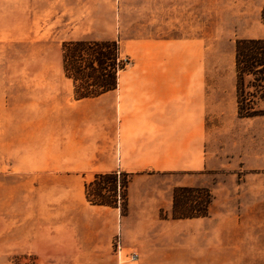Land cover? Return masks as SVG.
Returning <instances> with one entry per match:
<instances>
[{
    "label": "rangeland",
    "instance_id": "obj_1",
    "mask_svg": "<svg viewBox=\"0 0 264 264\" xmlns=\"http://www.w3.org/2000/svg\"><path fill=\"white\" fill-rule=\"evenodd\" d=\"M263 6L264 0H0V264H264V117L240 119L229 100L235 42L264 38ZM77 40L116 41L124 70L205 71L210 92L225 95L210 101L208 127L210 139L224 136L225 166L176 175L185 178L178 187L210 191L208 217L172 220L171 190L159 185L168 176L160 175L152 191L131 187L129 199L127 190L124 215L91 208L85 198L86 222L63 221L52 199L43 201L41 191L25 189L22 175L10 171L11 104L26 97L77 101L61 49ZM30 199L42 204L32 208ZM93 219L98 251L81 253Z\"/></svg>",
    "mask_w": 264,
    "mask_h": 264
},
{
    "label": "crops",
    "instance_id": "obj_2",
    "mask_svg": "<svg viewBox=\"0 0 264 264\" xmlns=\"http://www.w3.org/2000/svg\"><path fill=\"white\" fill-rule=\"evenodd\" d=\"M210 84L205 71L127 69L118 72L115 90L97 98L34 103L26 97L11 104L8 114L10 171L22 175L25 189L41 191L43 201L52 199L55 212L66 217L61 220L82 223L91 213L84 185L95 174L132 175L129 199L131 187L152 191L153 178L168 176L159 185L171 190L166 197L171 214L173 188L185 185V178L177 181L176 175L225 166L224 136L212 140L208 128L210 101L222 102L225 95L210 92ZM233 99L236 107V88L230 89ZM141 196L150 202L149 193ZM26 201L32 208L41 203ZM147 211L136 215L143 218ZM93 220L81 253L98 251Z\"/></svg>",
    "mask_w": 264,
    "mask_h": 264
},
{
    "label": "trees",
    "instance_id": "obj_3",
    "mask_svg": "<svg viewBox=\"0 0 264 264\" xmlns=\"http://www.w3.org/2000/svg\"><path fill=\"white\" fill-rule=\"evenodd\" d=\"M260 18L264 25V6ZM61 49L63 73L72 81L77 100L97 98L116 89L118 72L125 69L126 63L116 41H68L62 43ZM234 70L237 117H264V38L235 42ZM251 89L254 93H249ZM129 183L130 175L126 173L95 174L84 186L85 198L93 206L118 208L124 215ZM172 198V220L209 216L212 195L208 189L176 187Z\"/></svg>",
    "mask_w": 264,
    "mask_h": 264
},
{
    "label": "built area",
    "instance_id": "obj_4",
    "mask_svg": "<svg viewBox=\"0 0 264 264\" xmlns=\"http://www.w3.org/2000/svg\"><path fill=\"white\" fill-rule=\"evenodd\" d=\"M119 248V246L117 245V249ZM135 260V255H132L131 257H130V261H134Z\"/></svg>",
    "mask_w": 264,
    "mask_h": 264
}]
</instances>
